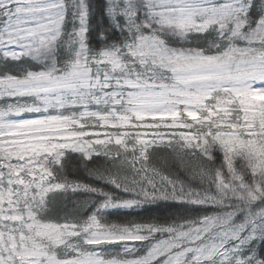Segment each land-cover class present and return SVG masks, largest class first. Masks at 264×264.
<instances>
[{"label":"snow or ice","instance_id":"1","mask_svg":"<svg viewBox=\"0 0 264 264\" xmlns=\"http://www.w3.org/2000/svg\"><path fill=\"white\" fill-rule=\"evenodd\" d=\"M160 202L204 214L102 222ZM0 264H264V0H0Z\"/></svg>","mask_w":264,"mask_h":264},{"label":"trees","instance_id":"2","mask_svg":"<svg viewBox=\"0 0 264 264\" xmlns=\"http://www.w3.org/2000/svg\"><path fill=\"white\" fill-rule=\"evenodd\" d=\"M93 5H98L103 3L104 0H91ZM16 62L9 61V65H13ZM12 72H16L17 69L10 67L9 69ZM93 161L95 164L92 165L93 169H99L100 171H105L106 169H111V161L106 159L103 156L96 157L93 156ZM150 165L156 167L157 169L170 173L174 177L178 176L180 180L184 181L185 184L191 185L193 188H206L207 184L202 183L199 175L197 174L198 165L197 162L188 158L185 164L180 165L176 163L173 157L167 150H161L160 152L153 153L149 161ZM139 166V165H138ZM120 175L123 177L128 176V180L131 181L133 173L131 169L127 166H124L120 170ZM79 179L84 183L93 184L97 187H103L106 191H116L110 184H104L102 181H99L95 178L94 175H89L88 172L81 169ZM140 179V177H136ZM91 194L84 192H77L67 194L68 199L58 198L54 202V208L61 215L69 214L74 215L79 213L80 216L86 217L91 212L89 196ZM124 196L125 193H120ZM196 206L192 205H175L172 202L165 203L160 202L156 205H145L143 208L129 209V210H119L113 211L110 215L103 217L102 222L107 223H117L125 224L131 222H154L160 221L164 222L169 217H179L180 215H188L192 218L198 215H203V212L198 213H184V208H194ZM171 223V220H168ZM118 247V246H110Z\"/></svg>","mask_w":264,"mask_h":264}]
</instances>
